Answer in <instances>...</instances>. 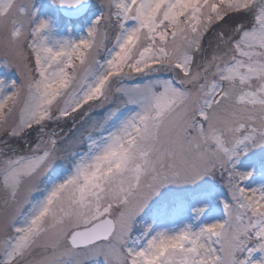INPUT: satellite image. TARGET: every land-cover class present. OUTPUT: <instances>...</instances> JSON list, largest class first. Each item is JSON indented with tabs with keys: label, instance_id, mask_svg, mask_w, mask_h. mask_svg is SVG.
<instances>
[{
	"label": "snow or ice",
	"instance_id": "obj_1",
	"mask_svg": "<svg viewBox=\"0 0 264 264\" xmlns=\"http://www.w3.org/2000/svg\"><path fill=\"white\" fill-rule=\"evenodd\" d=\"M100 5L86 36L57 40L50 20L0 0L4 66L20 77L0 80V264H264V186H245L254 166L238 169L264 147V0ZM69 119L68 133L49 130ZM57 161L68 163L42 186ZM216 176L230 197L220 218L192 206L190 223L168 229L184 205H164L161 226L133 238L166 189Z\"/></svg>",
	"mask_w": 264,
	"mask_h": 264
},
{
	"label": "rangeland",
	"instance_id": "obj_2",
	"mask_svg": "<svg viewBox=\"0 0 264 264\" xmlns=\"http://www.w3.org/2000/svg\"><path fill=\"white\" fill-rule=\"evenodd\" d=\"M18 3L27 5L33 10L37 19L50 20L54 28L53 37L57 40H79L81 37L87 35V28L91 26L92 21L100 15L103 11L100 3L101 0H90L89 6L85 13L73 20H68L63 18L58 11V5H53L52 0H18ZM106 10V9H105ZM115 29L109 30V40L106 42L107 46H111L112 36L115 33ZM51 43V41H50ZM104 53L101 52V56ZM8 57L5 50L0 47V80L5 82V85H10L11 82L15 81L17 84L20 82V77L15 68H6L5 61ZM11 92L10 87L5 89ZM97 112L91 113L89 116H83L79 118L78 123L75 125L74 130L83 131L87 127L88 121L98 115ZM71 119L67 123L61 122L59 125L49 124V130L55 128L58 132L63 129L61 135L69 132L72 128ZM36 133L33 132L31 136L26 137L28 140H34ZM7 139V137H4ZM9 143L17 148L19 151H26L28 145L24 144L23 140L17 141L15 139H9ZM0 148H4L0 145ZM7 151V148H4ZM67 161H57L50 171L48 176L42 181V186L47 183L49 178L55 176L58 170L64 169L67 165ZM250 166L255 167V174L248 182H246L248 188H260L264 186V147H260L251 152L244 160L238 165L240 171H248ZM245 184V185H246ZM39 195V193L35 194ZM218 199L228 200L230 199L227 189L224 187L223 182L219 176H216L214 180H209L205 178L196 187H185V188H174L170 187L166 189L161 197L154 201L145 212L137 218L136 226L133 228L132 236L133 238L141 234V224L152 223L156 221L157 227L161 226V218L156 215V212L164 205H168L171 208L173 205L182 202L184 205V211L182 215L174 216L172 219L166 221L163 224L164 228L177 229L181 226L182 222H191L192 218L189 213V209L192 206H199L202 204H208L210 207V212L204 218V222L211 221L212 219L220 218L222 212L218 205ZM3 195L0 194V212L3 211ZM260 254H255L254 258H259ZM96 264H104L103 258H99Z\"/></svg>",
	"mask_w": 264,
	"mask_h": 264
},
{
	"label": "water",
	"instance_id": "obj_3",
	"mask_svg": "<svg viewBox=\"0 0 264 264\" xmlns=\"http://www.w3.org/2000/svg\"><path fill=\"white\" fill-rule=\"evenodd\" d=\"M90 0H88V3L84 5L83 7H78L75 9H67V8H61L58 6V11L62 17L68 20H73L81 17L85 11L87 10V7L89 6Z\"/></svg>",
	"mask_w": 264,
	"mask_h": 264
},
{
	"label": "bare ground",
	"instance_id": "obj_4",
	"mask_svg": "<svg viewBox=\"0 0 264 264\" xmlns=\"http://www.w3.org/2000/svg\"><path fill=\"white\" fill-rule=\"evenodd\" d=\"M245 186L247 187V184Z\"/></svg>",
	"mask_w": 264,
	"mask_h": 264
},
{
	"label": "clouds",
	"instance_id": "obj_5",
	"mask_svg": "<svg viewBox=\"0 0 264 264\" xmlns=\"http://www.w3.org/2000/svg\"><path fill=\"white\" fill-rule=\"evenodd\" d=\"M5 63H7V61H5Z\"/></svg>",
	"mask_w": 264,
	"mask_h": 264
}]
</instances>
